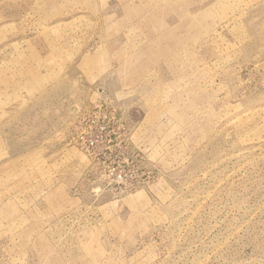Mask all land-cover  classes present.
Instances as JSON below:
<instances>
[{
	"label": "rangeland",
	"instance_id": "obj_1",
	"mask_svg": "<svg viewBox=\"0 0 264 264\" xmlns=\"http://www.w3.org/2000/svg\"><path fill=\"white\" fill-rule=\"evenodd\" d=\"M0 264H264V0H0Z\"/></svg>",
	"mask_w": 264,
	"mask_h": 264
}]
</instances>
